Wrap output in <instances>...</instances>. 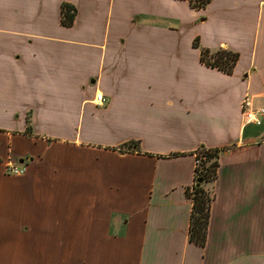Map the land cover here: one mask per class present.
<instances>
[{"label":"crops","instance_id":"obj_1","mask_svg":"<svg viewBox=\"0 0 264 264\" xmlns=\"http://www.w3.org/2000/svg\"><path fill=\"white\" fill-rule=\"evenodd\" d=\"M200 47L236 52L232 73ZM245 96L264 107V0H0V264H264V115L245 123ZM201 146L221 149L204 246L185 195ZM61 153L96 205L53 232L24 210L51 203ZM8 157L24 174L4 173Z\"/></svg>","mask_w":264,"mask_h":264},{"label":"trees","instance_id":"obj_2","mask_svg":"<svg viewBox=\"0 0 264 264\" xmlns=\"http://www.w3.org/2000/svg\"><path fill=\"white\" fill-rule=\"evenodd\" d=\"M194 8H203L210 0H188ZM76 7L73 4L63 2L61 4V24L65 27L73 25L76 17ZM193 45L199 47L197 38ZM236 52L218 48L210 50L200 47V61L206 66L216 68L226 74H231L237 62ZM27 133L31 132L30 122L27 120ZM221 149L206 148L201 146L195 151V159L198 163L194 167V179L191 187L186 188L185 195L191 200L189 217V241L204 246L210 216V205L213 199V183L217 177L219 166L218 158ZM200 182L197 183V180Z\"/></svg>","mask_w":264,"mask_h":264},{"label":"rangeland","instance_id":"obj_3","mask_svg":"<svg viewBox=\"0 0 264 264\" xmlns=\"http://www.w3.org/2000/svg\"><path fill=\"white\" fill-rule=\"evenodd\" d=\"M51 150V149H50ZM49 158L53 157L52 151L50 152ZM65 153H61L59 155V158L57 159L60 162L59 170L57 173L59 181L56 183V189L52 191L51 197L48 202L51 203H41L42 200H37L36 202L33 201L29 205H27L26 210H24L25 216L27 219H29L28 225H30L32 220H35L37 223L38 221H44L47 223L50 222L52 219L54 223V230L56 228V221L60 219V216L64 213L65 210L72 209L74 210L76 208L77 212L84 211L87 213V211L92 210L95 208L96 203L92 202L87 199V182H86V166L82 163H76L72 164L69 169V160L71 161L70 156L68 155V158L64 156ZM47 156V154H46ZM30 160H36L35 162L39 164V162H43L46 158H43L40 154H33V157H25ZM74 161H79V159L75 160V158H72ZM56 160V161H57ZM65 161H68L69 165H62L65 163ZM66 166V167H65ZM16 178V177H15ZM45 179V178H44ZM44 181V180H43ZM9 184H2V189L6 190L5 188H8ZM2 192L0 191V194ZM39 203V204H37ZM40 211V213H39ZM34 215V218L33 216ZM39 213V214H38ZM25 224L21 223V228L18 230H14L13 234H11L12 239L15 241V248L16 244L18 245V248L21 247V235H22V228L25 229L26 226H23ZM52 228H50V232L52 231ZM44 232L47 233V231L43 228L40 229L38 236L40 233L41 235H44ZM43 237V236H42ZM6 243L5 238H0V244ZM26 245V243H25ZM24 245V246H25ZM15 249V253H16ZM27 264H41L38 259H28Z\"/></svg>","mask_w":264,"mask_h":264},{"label":"built area","instance_id":"obj_4","mask_svg":"<svg viewBox=\"0 0 264 264\" xmlns=\"http://www.w3.org/2000/svg\"><path fill=\"white\" fill-rule=\"evenodd\" d=\"M95 104L102 105L104 103V95L97 91L94 96ZM241 111L243 120L245 123H254L261 124V117L264 115V107L254 108L252 106L251 99L248 96H245L241 102ZM198 163V160L195 159V164ZM25 167L23 164H19L11 157H8L4 162V173L7 175L20 176L24 174Z\"/></svg>","mask_w":264,"mask_h":264},{"label":"water","instance_id":"obj_5","mask_svg":"<svg viewBox=\"0 0 264 264\" xmlns=\"http://www.w3.org/2000/svg\"><path fill=\"white\" fill-rule=\"evenodd\" d=\"M23 162H24V159L21 158V159L19 160V163H23ZM199 182H200V179L197 180V183H199Z\"/></svg>","mask_w":264,"mask_h":264}]
</instances>
